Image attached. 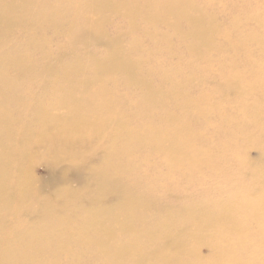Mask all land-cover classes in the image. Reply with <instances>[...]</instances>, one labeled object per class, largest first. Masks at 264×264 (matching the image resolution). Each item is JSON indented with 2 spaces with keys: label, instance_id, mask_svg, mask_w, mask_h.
I'll return each mask as SVG.
<instances>
[{
  "label": "bare ground",
  "instance_id": "bare-ground-1",
  "mask_svg": "<svg viewBox=\"0 0 264 264\" xmlns=\"http://www.w3.org/2000/svg\"><path fill=\"white\" fill-rule=\"evenodd\" d=\"M36 1L30 0V4L34 7ZM216 1L83 0L81 5L84 11L83 15L88 21V29L79 31V35L84 38L100 39L102 36L104 37V34L106 35L103 26L106 18L105 12H120L131 27L136 25L137 18L150 24L167 23L176 29L179 28L181 19L193 25L191 34L198 37V40L190 43L187 49L197 55V62L192 69L184 73L182 78L190 81L197 80L202 87L209 82L215 83L214 87L217 89L211 93H198L195 98V107L184 105L179 114L176 109L171 108L168 102L161 104L152 101L150 99L152 92L149 93L147 89L152 79L158 77L161 82L167 83L165 88L170 98L177 94L179 96V91L174 90L169 79H171L172 73L180 72L178 67L182 62H178L176 64L178 66H175L173 70L163 68L159 72L158 67H148V71L141 74L140 77L126 75L127 84L138 87L142 92L134 98H130L125 92H112L103 84L99 86L90 84L97 80L99 70L103 69L100 67L104 66L102 63L110 60L111 66L115 65L112 49L110 53H106L105 60L98 61L99 63L94 66L95 73L86 76L85 79L77 78L76 86L68 83L75 81L74 77L82 73L84 67L72 64L69 66L72 74L69 71L66 73L68 68L62 74L56 73L58 79L56 84H53V92L50 96H43L38 103L33 99V96L29 98L28 94L12 95V83L6 81L4 85L0 86V264H2L1 261L6 264H16L17 251L6 249L3 246L6 244V239L15 236L14 230L21 229L26 220L32 221L36 218L49 217L48 214L37 215L36 208L50 212L52 208L59 205L57 209L58 211L63 210V213L77 210L76 206L69 208L66 205L65 200L68 194L60 190L49 196L51 198L48 201L38 202L39 205L36 207L32 198L35 194L37 196L40 185L31 175L25 173L20 164L35 154H50L54 160L70 159L73 166H80L93 155L94 151L91 152V155H88L87 151L98 148L97 135L102 131L109 134L112 139L111 149L97 160L98 168L94 170L91 184L100 190H109V193L116 196L121 194V189L139 187L135 193L136 197L144 195L147 199L153 198L150 197V193H152V189H156V185L146 179L150 174L149 163L146 162V165L143 162L141 164L133 163L139 155L137 151L143 153L142 147L152 146L161 151L163 161L160 164L163 167L157 166L154 162V173L162 177L166 175V171L162 168L177 169L179 176L169 174V178L176 180L188 179L192 176L194 172L192 168L197 167L206 157H212L208 168L215 169L219 164L228 165L229 157L236 160L241 159L239 151L245 153L248 147H255L258 156L255 161L251 162L253 171L250 188L262 189L263 195L253 197L246 206L253 209V217L255 213H259L261 216L254 221V228L250 233L243 231L247 228L246 218H240L242 221L233 215H228L225 227L238 235L235 246L252 242L254 247H260L259 241L264 240V217L262 218L264 216V120H262L264 117V0H254L252 3L255 5L252 9H248L244 15H240L243 12L239 10L240 13H236V16L230 19L231 22L225 24V21L222 22L218 18L221 19L227 13L221 5H215ZM74 3H76L75 0H43V2L40 0L39 5L43 11L38 13L37 11L30 12L33 8H24L25 0H2L4 17L0 16V43H2L0 44V72L8 66L12 67V62L24 65V68H27L26 70L31 74L38 71V69H34V65H29L30 60L35 64L29 51H20L23 50L21 45L12 47V43L3 42L2 33H4V29L8 33L12 20L17 22L22 30L24 27L26 31L44 22L51 23L47 13H59L61 9L65 10V8L74 6ZM17 6L19 7L16 10ZM14 9L16 13L12 17ZM60 17L69 22L71 29L74 15L68 14L67 16L66 13H61ZM205 18L209 20L206 27L202 24ZM108 21L109 18H107ZM208 33L211 34L207 35ZM75 36L72 38L74 39ZM34 40H37L36 37ZM107 40L109 42L106 43L107 45H113L109 36ZM35 44H37V50L43 51L39 37ZM167 50L171 55L178 54L172 47ZM125 60L124 66L126 67L123 66V70L130 73L128 69L132 68L130 62L132 59ZM160 63V59L156 57V64ZM106 68L109 69V64ZM48 69L49 67L45 68V70ZM209 77L214 80L208 79ZM35 78L32 76L29 80L34 81ZM63 80L64 86L60 82ZM176 86L178 85L176 84ZM235 93L240 96V100H229L231 94ZM8 97L16 100L12 101ZM189 110L208 115V117H204L202 127L201 125L197 128L192 127L190 122L185 119L190 117V114L186 113ZM150 118V121L145 122ZM215 119L221 125L219 132L221 137L217 140V145L229 156L220 157L213 154L214 151L207 150V154L194 157L188 151L190 147H195L197 142L213 141L203 132L208 127L217 129L219 125L216 124ZM130 120L133 121L132 125L129 123ZM248 124L254 126L255 131L258 132L257 135L254 134L253 129L246 131ZM118 132L122 136L120 145H116L115 141ZM175 140H182L184 144L179 146L182 141L175 142ZM238 141H245L247 145L237 149L233 144ZM47 143H51V145H47ZM119 153L125 154L127 157L128 163L124 165L126 167L123 169L125 171L123 173H126V178L132 181L129 183L128 180H120L119 185L114 186L112 185L113 181L118 180L117 172L122 173V166L117 165L119 163L117 154ZM242 159L244 162L245 158ZM112 164L115 166L109 167ZM135 170L137 171L135 172ZM201 171L196 170V173L202 175ZM103 173L105 174L103 175ZM95 177L97 178L94 180ZM161 188L163 191L169 192L166 184ZM76 197L80 201V207L88 209L89 211H84L89 216L93 215L92 220L86 224L85 228L91 227L92 231L99 233L102 221L98 211L91 210L87 193L76 192ZM134 199L139 200L135 197ZM9 202L11 205L8 204ZM144 204L150 205L148 200H144ZM62 223L65 225L66 220ZM216 223L223 225L220 219ZM57 229L60 230V227ZM6 230L12 235H7ZM74 231L77 229L72 228L70 234ZM77 233L80 234L78 231ZM70 234L59 232L60 236H55L51 227H48V231L38 230L35 236L42 238V241L52 242L57 245L58 249L65 251H69L74 244L93 243L83 235V229L81 234L74 239L66 238V235ZM138 238L141 239V237ZM18 239L24 240L21 237ZM29 241L28 239L27 243ZM94 243L99 244L95 240ZM113 246V254L106 255V261L111 256L115 260L121 259L128 251L121 240L115 242ZM194 247L197 246L194 245ZM255 252L254 249L252 255ZM158 253L157 249L152 248L148 251L147 257L152 258V255H158ZM228 263L252 264V262L242 263L237 253H231Z\"/></svg>",
  "mask_w": 264,
  "mask_h": 264
},
{
  "label": "rangeland",
  "instance_id": "rangeland-1",
  "mask_svg": "<svg viewBox=\"0 0 264 264\" xmlns=\"http://www.w3.org/2000/svg\"><path fill=\"white\" fill-rule=\"evenodd\" d=\"M1 1L0 16L4 17ZM41 1L43 2V0ZM253 1L217 0L215 5H221L227 13L218 19L222 22L225 21L224 24L231 22L230 19L236 16V13L241 11L243 13L240 15H244L248 9H252L255 5L252 3ZM75 2L74 6L65 8V10L61 9L59 13H47L51 23L44 22L36 25L33 29L25 31L23 27L22 30L20 25L12 20L8 33L5 29L2 33L3 42L12 43V47L21 45L23 50L20 51H29L31 58L35 60V64L30 60L29 65H34V69H38V71L31 74L26 70L27 68H24V65L12 62V67L8 66L0 72V86L4 85L6 81L12 83V95L28 94L29 98L33 96V99L38 103L43 96H50L53 92V84H56L58 79L56 73L62 74L68 68L66 73L69 71L72 74L69 68L72 64H76L77 67H84L83 72L74 77L75 81L68 83L76 86L78 84L77 78L85 79L86 76L95 73L94 66L99 63L98 61L105 60L106 53H110L112 49L115 65L112 67L110 60L102 63L104 66L100 67L103 69L99 70L97 80L90 84L97 86L103 84L112 92H125L130 98H134L142 92L138 87L127 84L126 75L140 77L141 74L148 71V67H158L159 72L163 68L173 70L175 66H178L176 65L178 62H182L178 67L180 72L178 74L172 73V80L169 79L174 90L179 91V96L177 94L170 98L165 88L167 83L161 82L158 77L152 79L147 89L149 93L152 92V97H150L152 101L161 104L168 102L171 108L176 109L177 114L180 113L184 105L195 107V98L198 93H211L217 89L214 87L215 83L209 82L202 87L197 80L190 81L182 78L184 73L192 69L197 62V55L187 49L190 43L198 40V37L191 34L194 28L191 23L188 24L181 19L179 28L176 29L167 23L150 24L137 18L135 20L136 25L131 27L120 12H105L106 18L103 26L106 35L104 34V37L102 36L100 39L84 38L79 35L80 30L88 29V21L83 15V6H81L83 0H75ZM30 3V0H25L24 8H33L30 12L37 11L40 13L41 10L43 11L39 5L40 0L36 1L34 7ZM12 6L14 7L13 2ZM18 7H15L16 10ZM16 10L14 9L12 17L15 16ZM61 13H66L67 16L68 14L74 15L71 29L69 22L60 17ZM107 18H109L108 22ZM208 23L209 20L205 18L202 24L206 27ZM77 28L78 31H76ZM73 36H75L74 39ZM108 36L112 39L113 45L111 46L106 44L109 43ZM34 37L37 40H34ZM38 37L43 45V51L37 50L35 42L38 41ZM170 47L178 54L175 52L176 55H171L167 50ZM156 57L161 61L159 65L156 64ZM128 58L132 59L130 61L132 68L128 69L130 73L123 70L125 59ZM108 64L109 69L106 68ZM47 67L49 69L45 70ZM32 76L36 77L34 81L29 80ZM208 79L214 80L212 77ZM208 79L206 80L208 81ZM60 82L64 86V80ZM231 95L229 100H240L238 94ZM8 98L12 101L16 100L12 97ZM186 113L190 114V117L185 119L195 128L200 125L202 127L204 117H208L205 113L198 114L194 113L193 110ZM209 118L211 119V116ZM150 120L151 118L145 122ZM215 122L219 125L217 119ZM129 123L132 125L133 121L130 120ZM158 124L161 125V123ZM220 128L221 125L217 129L205 128L203 134L213 141L197 142L195 143L196 146L190 147L188 151L194 157L207 154V150L214 151L213 154L220 157L229 156L217 145V140L221 137ZM252 129L257 135L258 132L255 131L254 126L248 124L246 131ZM119 134L118 132L115 139L116 145L122 143V136ZM97 138L99 140L98 148L87 151L88 155L94 151L93 155L80 166H73L70 159L54 160L50 154H35L20 164L25 173L31 175L40 185L37 196L35 194L32 198L36 207L39 205L38 202L48 201L51 198L49 196L60 190L68 194L65 200L66 205L69 208L76 206L77 210L63 213V210L58 211L59 205L52 208L50 212L36 208L37 215L48 214L49 217L36 218L32 221L26 220L21 229L13 231L15 236L6 239V244L3 245L6 249L17 251L16 264H229L228 257L231 253H237L242 263L264 264V240L259 241L260 247L258 248L254 247L252 242L235 246L238 235L225 227L228 215H233L236 219L246 218L247 228L243 231L250 233L254 228V221L261 216L259 213H255L253 217V209L246 206L253 197L263 195L262 189L250 188L253 171L251 162L255 161L258 156L255 147H248L245 153L238 150L241 159L236 160L229 157L228 165L219 164L215 169L208 168L212 157H206L201 162L203 164L200 163L201 165L192 168L194 171L192 176L188 179L178 180L169 178L170 173L179 176L177 169L162 168L166 171V175L162 177L156 175L154 162L157 166L163 167L160 164L163 161V154L152 146L142 147L143 153L137 151L139 155L133 163L141 164L143 162L145 165L146 162L149 163L150 174L146 179L151 180L156 185V189H152V193H150V197L153 198L147 199L144 195L136 197L135 193L139 187L121 189V194L116 196L109 193V190H100L91 184L94 170L98 168L97 160L111 149L112 139L109 134L102 131L98 133ZM180 141L182 140H175V142ZM183 144L182 141L179 146ZM47 145H51V143H47ZM246 145L247 142L245 141H238L233 144L237 149ZM117 155H119L117 165L122 166V173L117 172L118 180L113 181L112 185L114 186H118L120 180H128L129 183L132 181L126 178V173H123L125 172L123 169L126 167L124 165L128 163L126 155L122 153ZM242 158H245L244 162ZM114 166L115 164H112L109 167L113 168ZM218 168L220 169L218 170ZM196 170H202V175H198ZM164 184L167 185L169 192L162 190L161 187ZM76 192H86L90 199L91 210L98 211L102 221L99 233L92 231L91 227L85 228L86 224L92 220L93 215L89 216L84 211L89 210L80 207ZM134 197L139 198V200L134 199ZM144 200H148L150 205L146 206ZM8 204L11 205L10 202ZM218 219L223 222V225L216 223ZM64 220H66L65 225L62 223ZM48 227H51L55 236H60L58 235L59 232L70 234L72 228L77 229L81 234L83 229V235L93 243H78L72 245L69 251L60 250L56 244L42 241V238L35 236L38 230L48 231ZM58 227L60 230L57 229ZM77 231L69 236L66 235V238H76L80 235ZM6 233H8L7 230ZM7 235H12V233ZM20 237L24 240H19ZM28 239L30 240L29 243H27ZM94 240L98 241L99 244H95ZM120 240L128 249L125 252V257L115 260L111 256L106 261L105 256L113 254V244ZM194 245L197 247L195 248ZM152 248L157 249L159 253L149 258L147 257L148 251ZM254 249L256 252L252 255ZM1 263L6 264L3 261Z\"/></svg>",
  "mask_w": 264,
  "mask_h": 264
}]
</instances>
